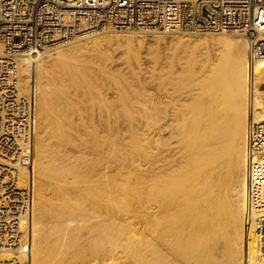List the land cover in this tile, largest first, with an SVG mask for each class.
<instances>
[{
  "label": "bare ground",
  "instance_id": "bare-ground-1",
  "mask_svg": "<svg viewBox=\"0 0 264 264\" xmlns=\"http://www.w3.org/2000/svg\"><path fill=\"white\" fill-rule=\"evenodd\" d=\"M99 32L87 31L77 43L34 61V156L30 166L19 165L21 185H33L32 208L20 216L0 211V264H264V209L251 202L253 157L247 148L250 123L264 121V57L251 55L245 36L147 39L95 36ZM143 43L156 45L168 60L154 67V96L145 98L150 87L145 95L123 82L124 88L114 84L117 104L97 98L101 86L94 88L79 58L110 59L126 45V67L136 77L133 63ZM32 62L20 58L25 94L34 88ZM178 67L197 83H187ZM96 73L92 81H102ZM135 77L129 82L134 89ZM108 82L102 89L113 87ZM65 86L88 94L81 97L90 101L91 114L84 116ZM127 139L136 143L134 155L123 146Z\"/></svg>",
  "mask_w": 264,
  "mask_h": 264
},
{
  "label": "built area",
  "instance_id": "built-area-1",
  "mask_svg": "<svg viewBox=\"0 0 264 264\" xmlns=\"http://www.w3.org/2000/svg\"><path fill=\"white\" fill-rule=\"evenodd\" d=\"M238 32L254 58L264 57V0H0V211L32 208L33 185H21L19 165L33 160V98L25 94L21 57L76 39L85 32ZM251 202L264 209V121L247 134ZM23 187V188H22ZM18 221V219H17ZM264 230V221L260 222Z\"/></svg>",
  "mask_w": 264,
  "mask_h": 264
},
{
  "label": "rangeland",
  "instance_id": "rangeland-1",
  "mask_svg": "<svg viewBox=\"0 0 264 264\" xmlns=\"http://www.w3.org/2000/svg\"><path fill=\"white\" fill-rule=\"evenodd\" d=\"M151 33H152V34H151ZM108 34H120V35H124V34H126L127 36H128V35H138V34H139V35L146 36L147 39H150L149 37H151V36H155V37H156V36H157V37H162V36H163V37H165V38H170V37H172V36H174V35H187V36L191 35V36H194V37H198V36H202V35H203V36H205V35H207V36H214V37H218V36H221V35H230V36H232V37H241V38L245 36V35H240V33H238V32H226V33H218V32H216V33H215V32H207V33H191V32L165 33V32H158V33H154V32H140V30H137V29H122V30H121V29H107V30H103V31L99 32V33L96 34L95 36H97V35H108ZM151 38H153V37H151ZM72 41H73V42H72ZM78 41H79L78 38H76V40H75V39L71 40V43H67V44H63V45L59 46L60 48L56 47V48H51V49L44 50L43 52L41 51V52L38 53V55H36V56L33 55V56H32V57H33V62L35 61V59H36L37 57L40 58V55H44V54H46V53L49 52V51H56L57 49H61V48L69 47L70 45H72L73 43H77ZM137 44H138V43L135 41V44H133V46H135V45H137ZM146 44H147V43H146ZM146 44L143 43V45H142L141 48L139 49V54H137V55H138L137 58L139 59L138 61H135L136 58H135L133 55H130V56L132 57L131 59H133V62L135 61L133 64H135V63L138 64V65L135 64V65H133V66L136 67L137 71L139 70V71H138L139 73L141 72L140 74L138 73V75H137L136 77H135V76H132V75L129 73V69L126 67V66H128V62H127L128 54H126V50H127L126 45L119 47V50H117V52H115V53L113 54L114 56H113L112 58H110V59H108V58H106V59H105V58L101 59L100 57H98V58L95 57L94 59H92V58H87V57H85V56L79 58L80 60L84 58V59L81 60V61L79 60L78 64L80 63L81 65H78V66H79V67H80V66H82V67H86V66H87L86 69H87L88 71H87V72L85 71V73H86V74L88 73V76H89V72L92 74L91 77L89 76V79H90V80H91V79H92V80L94 79V77H92V76H94V73H96V72H97V73H96L95 75H97L98 78L101 76V77H100V78H101L100 80H102V81H100V82L97 80V79H98V78H96L97 76H96L95 78H96V80H97L96 82H99V83H101L102 85H101V84L99 85V83H98V85H97L96 82H93V81L91 80L92 84L95 85L94 88H95L96 90L101 86L99 90H100V92H101L102 95H100V94L98 93V91H97V92H94V90H93V92L97 94V95H96L97 98H98V96H99V98L101 97V98L105 99L107 102H108V100H110V102H112V100H114L113 103H115L116 100H117V102H120V100H119V96L117 95L116 88H115V87H116L115 85H117L118 83H119V86L117 85V86H118L117 88H119V87H120V88H121V87L124 88V86L126 87L125 84H127V85H128V86H127L128 88H131V89L133 88L132 91H134V90H139V92L142 91V93H143V91H144L146 94H145V93H143V94H145V95H147L148 93H150V92H148V91H146V90H150V89H151L150 91H151V94L153 93V95L148 94V95H151V96H150V97H147V96H148V95H147V96L145 97L147 100H149V98L151 99V98L154 96V94H155V90H154L153 87H154V84H155L154 82H155V81H154V80H151V79L154 78V71H155L154 67H156L155 65H160V62H161V61H162L163 64H166L168 60H166V61L163 60V59H165L167 56H165L164 54H163V55H164V56H163L162 53L159 54V52L157 51L156 45H153V44H147V45H146ZM64 45H65V46H64ZM145 45H146V46H145ZM148 45H149L150 47H149ZM135 47L137 48V46H135ZM145 47L148 48V49H146ZM153 48H155V50H154ZM143 49H144V51H143ZM149 49L152 50V51H150ZM162 49H163V51H165V52L168 51V53H169V52H172V50H173V49H170V51H169V49H166V50H167V51H166V50H164L165 48H162ZM162 49L160 48V51H162ZM122 50H123V51H122ZM124 50H125V51H124ZM137 50H138V49H137ZM153 50H154V51H153ZM120 51H121V52H120ZM141 51H143V52H141ZM148 51H149V52H148ZM156 51H157L158 53H156ZM118 52H119V54L121 53L120 56L117 55ZM122 52H123V54H122ZM144 52L146 53V55H145ZM148 53H149V54H148ZM155 53H156V54H155ZM115 54H116V55H115ZM125 54H126V55H125ZM147 54H148V55H147ZM151 54L153 55V57H152ZM149 55H150L151 57H150ZM155 55H156L157 58L155 57ZM160 55H161V56H160ZM116 56H117V58H116ZM124 56H125L126 58H125ZM141 56H142V57H141ZM89 57H90V56H89ZM160 57H161V58H160ZM99 58H100V59H99ZM118 58H119V59H118ZM123 58H124V59H123ZM142 58H144V59L142 60ZM145 58H147V60H146ZM150 58H151V59H150ZM152 58H153V59H152ZM162 58H163V59H162ZM104 59H105V60H104ZM107 59H108V60L113 59V60H111V63H110V61L106 62ZM115 59H117V61H114ZM131 59H129V61H132ZM154 59H155V62H154ZM96 60H97L98 62H97ZM103 60H104V61H103ZM120 60H121L122 62H121ZM141 60L144 61V62H142ZM157 60L159 61V63H158ZM112 61H114V63H113ZM119 61H120V64H119ZM139 61L142 62V63H140ZM150 61H152V62H150ZM33 62H32V65H31V69H32V72H33V70H34V72L32 73V81H34V82H33V87H34V88H33V90H31V89H32V88H31L30 91H29L28 93L31 94V95L33 96L34 105H35V103H36V102H35V101H36V96H35V95H36V94H35V92H36V83H35L36 64H35V62H34V63H33ZM85 62H86L87 64H86ZM101 62H102V63H101ZM105 62H106V63H105ZM90 63H91V64H90ZM92 63H93V64L95 63V64L93 65ZM104 63H105V64H104ZM117 63L120 65V66H119V67H120V71L118 70L119 67L117 66V65H118ZM144 63H145V65H143ZM150 63H151V64L153 63L152 65H154V66H152ZM154 63H155V64H154ZM157 63H158V64H157ZM162 63H161V64H162ZM103 64H104V65H103ZM115 64H116V65H115ZM139 64H141V65H139ZM83 65H84V66H83ZM92 65H93V66H92ZM106 65H107V66H106ZM108 65H109V66H108ZM142 65H143L145 68H146V65H147L149 70L143 68ZM90 66H91V67H90ZM98 66H99V67H98ZM111 66H113V67H115V68H113V67L110 68ZM121 66H122V70H123V71L127 68L126 70L128 71L127 73H128L129 75H131L130 77H129L128 74L125 73L126 70L124 71L125 74L123 73L124 75H122V72H123V71H121ZM137 66H138V67H137ZM55 67H56V66H55ZM82 67L80 68L81 70H83ZM101 67H103V68H101ZM104 67H106L107 69L110 68L109 71H112V72L114 71L113 74H111L112 72H109V71H108L106 68H104ZM116 67H118V68H116ZM157 67H158V66H157ZM157 67H156V68H157ZM33 68H34V69H33ZM91 68H92V69L94 68L93 71H96V72L93 73V71H92ZM178 68H180V70H178L179 74H181V75L183 74L182 76H184L185 78H187V77H190V78H191V76H192L191 74H192V73H191L189 70H187L186 68H183V67H178ZM182 68H183V69H182ZM86 69H84V70H86ZM116 69H117V70H116ZM142 69H145V71L147 70L146 73H148V71H149V72L152 71V72L150 73V74H151V77H150V74L148 73V76H149V78H147L148 80L146 79V77H148L147 74H146L145 71H143ZM176 69H177V68H176ZM184 69H185V71H184ZM51 70H53V69H51ZM84 70H83V72H84ZM100 70H101V71H100ZM102 70H105V71L107 72V75H106V76H105V75H102V74H103V73H102ZM117 71H118L119 73H117ZM182 71L185 72V73H187V72L189 71L191 74L181 73ZM186 71H187V72H186ZM120 72H121V73H120ZM143 72H144L146 75H145ZM189 72H188V73H189ZM58 73H59V72H58V69H55V70H54V75H56L57 77H60V75H59ZM115 73H116V74H115ZM120 74H121V75H120ZM142 74H143V75H142ZM22 75H23V72H22ZM115 75H116L118 78H117ZM127 75H128V77H126ZM139 75H141V76H139ZM24 76H25V75H23V78H24L23 82H24L25 79H26V77H24ZM120 76H121V77H120ZM122 76H123V78H122ZM142 76H144L143 79H138L139 77L142 78ZM186 76H187V77H186ZM216 76H218V75H215L214 79H215V78H218V77H216ZM104 77H105V78L107 77V78L105 79ZM115 77H116V78H115ZM134 77H135V78L138 77L137 79L134 80V82L136 81V82H135V85L132 84L133 86H135V89H134V87H132V86L129 84L130 81H131V83H133V80H132V79H133ZM103 78H104L106 81L103 80ZM112 78H114L115 81L112 80ZM125 78H126V80H124ZM190 78H189V79L187 78V79H188V80H187V81H188L187 83H189V84H191L190 82L193 81V80H191ZM56 79H57V78H56ZM56 79H55V83H56L57 87H58V88H59V87H60V88H63L64 86H63V85H60V84L58 83V82L60 81V79L58 78V79H59L58 82H56V81L58 80V79H57V80H56ZM121 79H122V80H121ZM127 79H130V80L128 81ZM149 79H150V80H149ZM192 79H194V78H192ZM214 79H213V82H214V81L216 82L217 79H215V80H214ZM218 79H220V78H218ZM107 80H109V81L111 80V81L108 82ZM116 80H118V81H116ZM137 80H138V81H137ZM189 80H191V81H189ZM94 81H95V79H94ZM103 81H105V83L108 82V83L110 84V86H107L108 88H109V87L111 88L112 85H113V87H112L111 89L113 90V89L115 88V89H114L115 91H114V90L112 91L111 89H108V91H106L107 88L102 89L103 84H104V86L106 87V85H105V83H103ZM119 81H120V82H119ZM139 81H140V84H141L142 87L139 86V85H140V84L138 83ZM152 81H154V82H152ZM195 81H196V82H195ZM60 82L62 83L63 80H61ZM116 82H117V83H116ZM123 82H125V84H124ZM142 82H144V83L146 82V86H147V85H148V86H147V87H144V85H143ZM193 82H194V83H197V80H194ZM193 82H192V84H193ZM211 82H212V80H211ZM215 82H214V83H215ZM217 82H218V81H217ZM217 82H216V83H217ZM66 83H67L68 85H67ZM94 83H95V84H94ZM111 83H112V85H111ZM216 83H215V84H216ZM64 84H66L67 86L71 85V84L68 83V82H65ZM106 84H107V83H106ZM109 84H108V85H109ZM114 84H115V85H114ZM123 84H124V85H123ZM136 84L138 85L137 87H136ZM151 84H152V85H151ZM24 86H26V83H24ZM104 86H103V87H104ZM130 86H131V87H130ZM217 86H220V85H218V83H217ZM69 87H70V86H69ZM69 87H67V89H66V86H65L64 89L67 90V92L69 93L70 97L72 98V103L77 104V105L82 109V112H83V113H86V114H84L85 117H86L87 115L91 114L92 112L90 113V111H91V109L93 110L94 108H92V106H91V107H90V111L88 110L89 112H87V109H86V108L89 109L88 106L90 105V104H89L90 101L85 100V99H88V98H86V97H87L86 95H88V94H87V93H86V94L84 93V94H85L84 96H86V97H85V99H82V98L84 97V96L82 95V93H81V95H80L79 93H77V91H74V90H73V89H74V86H71L72 90H71V88H69ZM149 87H150V89H146V88H149ZM188 87H190V86H188ZM188 87H186V88L188 89ZM24 88H25V87H24ZM138 88H142V89H138ZM143 88H144V89H143ZM105 89H106V90H105ZM152 89H153L154 92H152ZM70 90H71V91H70ZM96 90H95V91H96ZM103 90H105L106 92H105V91H104V92L107 93L108 95L105 94V93L103 92ZM129 90H130V89H129ZM72 91H73L74 93H71ZM85 92H86V91H85ZM112 92H113V93H112ZM115 92H116V93H115ZM32 93H33V94H32ZM142 93L140 92V94H142ZM98 94H99V95H98ZM104 94H105V96H104ZM114 94H115V95H114ZM74 95H75V96H74ZM77 95H78V96H77ZM113 95L116 96V97H114ZM79 96H80V97L83 96V97H81V99H82L83 101H85L86 103L88 102V103H87L88 105H87L85 102H84V103H81V105H80V102H78L79 100L81 101V99L79 98ZM117 96H118V97H117ZM112 97H113V98H112ZM107 98H108V99H107ZM114 98H116V99H114ZM145 98H144V99H145ZM73 99L76 100L77 102H76V101H73ZM78 99H79V100H78ZM142 99H143V95H142ZM147 100H146V101H147ZM83 101H81V102H83ZM97 101H98V100H97ZM117 102H116V104H117ZM86 105H87V107H86ZM82 107H83V108H82ZM85 109H86V110H85ZM61 117H62V118H65V116H64V117L61 116ZM88 124H89V123H88ZM125 127H126V129H127V126H126V125H125ZM65 128H66L67 130H69L68 132H70L71 129H70L69 126H65ZM152 128L154 129V126H153ZM153 129H152V130H153ZM46 130H48V128H46ZM124 130H125V129H124ZM72 131H75L74 133H77V134L79 135V137H81V139L86 140L87 143L90 142V141L93 142V140H92L93 137H92V136L87 135V134H85V133H84V134H85V136H84V134L78 132L79 130L76 131V130H73V129H72ZM89 136H90V137H89ZM86 138H87V139H86ZM90 139H91V140H90ZM53 140H54V141H53ZM76 140H78V139H76ZM88 140H89V141H88ZM129 140H131V139H129ZM129 140L127 139V140H126L127 142L125 141V144L123 145V146H126V147H125L126 149L128 148V146H130V147L128 148L129 151H128L127 154H129V153H131V151H133V149H134V148H133V147H134L133 144L136 145V143H135L134 141H133V142H134V143H133V142H129ZM52 141L55 142V139L52 138ZM101 142L104 143V145H103L104 148H108V147H106V146H107V143H105V142H103V141H101ZM89 144L93 145V143H89ZM89 144H88V145H89ZM109 144H110V143H108V145H109ZM128 144H130V145H128ZM131 144L133 145V147L131 146ZM56 145H57V144H56ZM101 145H102V144H101ZM57 146H58V145H57ZM109 146H111V144H110ZM113 146H114V145H113ZM130 148H131L132 150H130ZM135 148H136V147H135ZM70 153H71V152H70ZM132 154L134 155V151H133V153H131L130 155H132ZM90 156H91V155H90ZM128 156H129V155H128ZM129 157H130V156H129ZM150 192H152V191H150ZM132 195L135 196V195H136V192H135V193L133 192Z\"/></svg>",
  "mask_w": 264,
  "mask_h": 264
}]
</instances>
